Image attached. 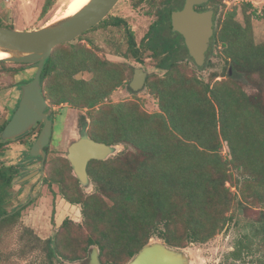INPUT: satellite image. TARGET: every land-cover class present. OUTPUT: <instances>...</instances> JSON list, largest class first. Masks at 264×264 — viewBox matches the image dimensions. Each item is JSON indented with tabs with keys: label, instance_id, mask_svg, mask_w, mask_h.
I'll return each instance as SVG.
<instances>
[{
	"label": "trees",
	"instance_id": "trees-1",
	"mask_svg": "<svg viewBox=\"0 0 264 264\" xmlns=\"http://www.w3.org/2000/svg\"><path fill=\"white\" fill-rule=\"evenodd\" d=\"M48 8L49 2L43 13ZM240 8L243 23L236 19V8L227 10L219 29L214 26L212 43L222 44L227 66L212 72L208 81L182 64L184 55L193 60L181 36L153 32L149 49L164 70L163 77L150 75L146 84L157 100L155 112L145 110L141 100L110 101L117 87L131 79L133 68L124 70L73 41L54 49L41 75L46 100L87 109L89 137L110 146L122 144L125 150L89 163L96 187L89 195L83 193L67 158L49 168L45 181L58 184L67 202L81 205L84 223L66 220L47 239L28 229L43 244V264L79 263L93 247L99 248L103 264H123L153 237L175 248L205 244L234 220V213L248 208L226 187L234 171L242 176L234 184L242 197L250 204L264 203V42H255L252 25L257 16L264 19V10L259 16L249 3ZM0 26L14 29L1 19ZM134 46L132 42L131 52L137 56ZM3 65L7 63L0 62ZM18 65V71L26 66ZM83 73L91 77H77ZM247 87L257 92L248 94ZM8 143L0 136V161ZM48 165L46 159L44 167ZM21 171L19 165H0V218L17 208L9 210L11 189ZM20 215L18 211L2 220L0 229ZM255 222L250 224L251 237L260 238L264 246L263 210ZM241 252L237 248L232 255L238 259Z\"/></svg>",
	"mask_w": 264,
	"mask_h": 264
},
{
	"label": "rangeland",
	"instance_id": "rangeland-1",
	"mask_svg": "<svg viewBox=\"0 0 264 264\" xmlns=\"http://www.w3.org/2000/svg\"><path fill=\"white\" fill-rule=\"evenodd\" d=\"M70 0H0V19L6 26L13 27L15 30L28 31L38 30L43 26L53 23L65 11L66 5ZM134 0H120L113 9L110 16H125L131 22L129 27L135 29V38L139 43L141 38L147 32L149 26L157 20V10L162 6L163 0H155V4L150 6L144 2L141 9H137L133 4ZM49 2V8L43 13L45 5ZM221 0H211L212 9L215 10L218 5V11L215 15V24L220 27V20L225 18L227 10L238 8L236 19L243 23L244 17L241 4L233 5L229 1L226 6H221ZM254 8L260 12L264 8V0H254ZM221 6V7H220ZM61 9V10H60ZM60 10V11H59ZM263 12L259 14L262 16ZM253 33L257 44L264 42V19L256 17L252 20ZM10 29V28H9ZM109 29V28H108ZM106 30V26H100L86 34L78 37L73 42L89 48L93 53L101 54L100 58L107 60L116 59L119 51L111 46L108 38H116L122 30ZM132 30V29H131ZM107 31V33H106ZM117 34V35H116ZM121 37L123 34L121 33ZM125 40V37L124 39ZM112 55V56H111ZM185 59L182 64L187 65L190 74L195 73L200 79L208 81L212 72H222L227 66L222 44L216 45L212 43L211 52L207 63L204 67L197 69L195 64L184 55ZM140 58L143 67L150 75L158 77L164 76V70L157 66L158 59L147 51H142ZM128 64L138 66L134 62V58H128ZM26 66L18 71L20 65L7 63L0 66V127L3 123L14 114L16 106L19 102L21 91L19 86L34 77L36 68L32 65ZM17 70V71H15ZM78 78L89 79L91 74L83 73L77 75ZM222 79L219 77L218 80ZM243 79V78H242ZM122 86V85H121ZM264 87V85H263ZM255 87H247L248 94H255ZM122 91V92H121ZM141 100L145 110L155 112L158 110L157 100L151 95L149 89L139 94L128 95L122 87H117L113 92L110 101L120 102L121 100ZM48 114L55 116L56 125L54 134L48 148L47 160L49 165L44 167L43 175L38 174L36 177L28 181H22L24 175L35 172L40 169V162L32 161L28 152L35 143L40 128L36 129L32 134L25 136L19 140H15L5 147V154L1 158V164H17L21 166L23 177L15 180L11 189V202L9 210L13 207L24 204L29 201L30 188L35 187V196L29 206L21 212V215L14 221L5 224L0 229V264H43L46 260L43 252V244L37 242L28 229L33 230L34 234L42 239L54 237L61 224L70 220L76 225L84 223L81 205H75L67 202L59 192V185L56 183H47L46 177L48 170L53 164H60L64 158H67V149L69 145L79 138L77 118L85 116L89 126L90 119L87 109H76L71 104L63 103L51 105ZM62 108V109H60ZM13 112V114H12ZM37 128V127H36ZM125 150L122 144L117 145V152L114 156ZM227 154V148L224 149ZM113 157V156H112ZM111 158V157H110ZM242 178L241 174L234 171L232 182L226 183V187L231 192L237 193L238 202L247 204V209L242 212H236L234 220L218 235L205 244H190L186 247L188 254L192 260V264H264V246L259 243L260 238L251 237L252 228L250 224L256 223L257 217L261 210L264 211V203L250 204L249 201L242 197L241 192L237 190L234 184ZM92 182V180H91ZM82 188L85 195L96 192L94 183L89 188ZM54 197V199H53ZM251 200V199H250ZM237 205V202H236ZM31 234V235H30ZM33 240H29V239ZM164 240L153 237V241ZM250 251H247L246 248ZM34 248V249H31ZM240 249L241 258L236 259L232 252ZM89 257L79 263L64 264H88ZM56 264H59L56 262ZM63 264V263H62ZM125 264V263H123Z\"/></svg>",
	"mask_w": 264,
	"mask_h": 264
},
{
	"label": "water",
	"instance_id": "water-1",
	"mask_svg": "<svg viewBox=\"0 0 264 264\" xmlns=\"http://www.w3.org/2000/svg\"><path fill=\"white\" fill-rule=\"evenodd\" d=\"M119 1L91 0L78 13L38 30L20 31L0 26V51L8 54L6 58L0 59V62L28 64L36 68L34 77L19 86L21 96L18 105L0 135L2 141H14L31 132L39 123H43L35 143L28 152L35 161L41 158L40 169L30 173L22 181L32 179L39 173L43 175L46 148L51 142L53 121L47 113L50 106L41 84L46 61L57 46L74 41L103 21ZM207 1L186 0L184 8L174 11L171 16L173 31L183 37L189 56L199 68L207 63L206 53L214 35V12H198L194 7ZM146 77L147 74L142 70H135L132 87L135 90L142 87ZM116 152L117 146H110L84 135L69 145L67 159L81 186L87 189L92 183L88 174L89 163L93 160L105 161ZM28 203L29 201L2 216L0 222L20 211ZM88 264H103L98 247H93ZM125 264H192V260L186 248L171 247L165 242L151 239Z\"/></svg>",
	"mask_w": 264,
	"mask_h": 264
},
{
	"label": "flooded vegetation",
	"instance_id": "flooded-vegetation-1",
	"mask_svg": "<svg viewBox=\"0 0 264 264\" xmlns=\"http://www.w3.org/2000/svg\"><path fill=\"white\" fill-rule=\"evenodd\" d=\"M144 2L146 4H148V5H150V6H153L155 4V0H134L133 1V4H134V7L135 8L141 9L143 7ZM161 2H162L161 8L156 11L157 12V20L153 24H151L149 26L147 32L141 38V40H140L139 43L137 42V40L135 38V33H134L135 32V29L129 27V25H130L131 22H129L126 19L125 16H120V15L119 16H110V18H109V14H110L109 13L108 16L103 21H101L98 25H96L95 27L92 28V29L95 30V29H98L100 26L104 25V28L106 26V30L108 28H109L108 30H114V31L115 30L117 31V29L118 30L119 29L122 30L121 33L123 34V37H121L122 35L120 33L119 35L116 34L117 37L115 39L114 38H111V39L108 38L107 40L109 41V43L111 44L112 47H114L116 50L119 51L116 54L123 55V56H116V59L113 58L111 60H107L105 58H102V60H106V61H110L112 63H115V64H117L118 66H120L124 70H125V67L133 68V75H132L131 79L130 80H128V79L124 80L122 86H120V87H122L124 89V91L128 95H131V94H139V93H141V92H143V91L146 90V84H147V80H148V77L150 76V74H149V72L145 68H142L143 67V65H142L143 63L140 62L142 60L140 58V56H141V52L142 51H147V52L151 53L152 56H154L152 50L149 49V43L152 40L153 32L155 30L156 31L158 30V33L160 35H167V36H170V37L171 36L172 37H177V35L181 36L178 32L173 31L171 16H172V13L174 11H179V10H182L184 8L185 3H186V0H163ZM194 8L198 12L213 11L214 12L213 21H214V26H215V15H216V13H215V10L212 9L211 0H208L207 2H204V3L200 4V5H196ZM112 11H111V13H112ZM168 15H169V20L166 19ZM154 26L156 28L153 29ZM214 30H215V27H214ZM89 31H87V32H89ZM87 32L83 33L82 35L86 34ZM106 33H107V31H106ZM124 37H125V40H123ZM181 38H182V44L186 48L185 41H184V39H183L182 36H181ZM132 42L135 45L134 46L135 49L138 50V55L137 56L133 55L132 52H131ZM87 46H89V44H87ZM211 48H212V39L210 40L209 49H208V51L206 53L207 60H208L209 54L211 52ZM186 50H187V48H186ZM94 54L96 56H98V57H100V55H101V54H96V52ZM131 57L134 58V62L136 64H138V66H134L132 64H128L129 63L128 62V58H131ZM137 69H140L143 72H145L147 74V77H146V80H145V84L142 87H140L139 89H136L135 90L132 87L131 82L133 81V77H134L135 70H137ZM125 100H121V101H125ZM61 105H63V104H61ZM60 109H62V108H60ZM11 117L12 116L9 117V120L11 119ZM49 118L53 121V130H52V136H53V134H54V127L56 125V118H55V116H52V115H49ZM9 120H8V122H9ZM76 120H77L76 122H77V125H78L79 137L84 136V135H87L89 137V135L87 133V130H88V127H87V125H88L87 118L85 116H82V114H81V116L78 117ZM42 126H43V123H39L36 127H39L41 129ZM52 136H51V138H52ZM17 140H18V138H17ZM14 141H10L8 144H10L11 142H14ZM47 150H48V148H47ZM46 159H47V157H46ZM30 160L35 161L34 158H32ZM38 160H39V162L41 164V158L38 159ZM11 165H17V164H11ZM44 165H45V163H44ZM43 169H44V167H43ZM22 173H23V171H21L20 175L15 180L19 179L20 177H23ZM29 174H27L26 176H28ZM26 176L24 175L23 178H25ZM29 180H31V179H29ZM34 189H35V187H32L31 186V188H30V195H31V197L29 199V203L26 206H29L31 204V201L33 200V198L35 196ZM53 199H54V197H53ZM21 205H18L16 207H19ZM26 206L23 207L20 211L22 212L26 208Z\"/></svg>",
	"mask_w": 264,
	"mask_h": 264
},
{
	"label": "bare ground",
	"instance_id": "bare-ground-1",
	"mask_svg": "<svg viewBox=\"0 0 264 264\" xmlns=\"http://www.w3.org/2000/svg\"><path fill=\"white\" fill-rule=\"evenodd\" d=\"M91 0H70L68 4L66 5L64 13L57 18L54 22H57L59 20H62L64 18H67L69 16H72L76 13H78L82 8H84ZM61 10V9H60ZM59 10V11H60ZM53 22V23H54ZM52 24V23H51ZM8 56L7 53L0 51V59L6 58Z\"/></svg>",
	"mask_w": 264,
	"mask_h": 264
},
{
	"label": "built area",
	"instance_id": "built-area-1",
	"mask_svg": "<svg viewBox=\"0 0 264 264\" xmlns=\"http://www.w3.org/2000/svg\"><path fill=\"white\" fill-rule=\"evenodd\" d=\"M7 2H9L10 0H6ZM229 1V3H230V1L233 3V5H238V4H241V5H243V4H247V3H249V4H251L252 5V8L256 11V13L259 15V14H261L262 12H263V10H264V8L260 11V12H258V10L257 9H255L254 8V0H227V2ZM226 2V3H227Z\"/></svg>",
	"mask_w": 264,
	"mask_h": 264
}]
</instances>
